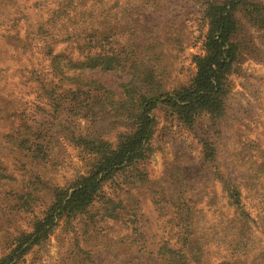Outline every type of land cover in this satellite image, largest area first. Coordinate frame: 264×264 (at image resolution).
I'll return each instance as SVG.
<instances>
[{"label":"trees","instance_id":"1","mask_svg":"<svg viewBox=\"0 0 264 264\" xmlns=\"http://www.w3.org/2000/svg\"><path fill=\"white\" fill-rule=\"evenodd\" d=\"M100 3L102 0H60L36 18L26 16L16 8L15 18L5 26L7 29L0 37V42L16 44L20 56L27 60L39 58L34 65L31 61L22 65L24 80L17 83V91L11 90L6 95L9 99L4 102L6 109L11 108L13 101L18 113H22L27 103L23 100L24 95L18 94L22 87L36 89V100L41 109L45 107L54 113L66 111L80 118H93L96 114L93 109L106 103L123 113H127L130 105L129 115L125 118L129 131L120 137L115 148L97 139L71 138L77 148L86 151L89 161L86 174L67 188L51 189L49 204L39 217L32 219L28 230L7 236L8 239L12 237L7 243V252L0 257V264H18L48 238L61 220L88 214L101 199L100 190L104 182L118 172L139 165L149 151L155 128L152 113L157 107L163 108L180 128L188 132L195 131L204 116L211 123L207 129L219 128L216 124L225 113L228 77L243 55L239 36L244 27L236 17L237 12H242L250 27L261 35L264 48V4L251 0H226L220 4L207 2L203 10L207 26L204 53L193 58L195 74L188 85L171 93L151 89L140 92L134 87L138 77L131 71L129 81L120 86V96L124 101L116 103L107 99V96L116 95L95 81L82 79L81 74L128 70L130 59H135L130 63V69H133L138 45H128V31L131 33L130 24L134 31L137 22L128 24L125 20L128 18L112 14L115 1L111 0L106 9L98 7ZM21 20H24L22 32L18 28ZM118 37L126 38L122 42ZM40 63L44 65L39 70ZM0 78L2 80L4 76L0 75ZM150 79L147 74L144 83L150 85ZM5 88L7 84L4 81L0 84V91ZM24 94L26 96V92ZM32 129L27 126L21 134L11 130L2 138L0 148L7 154L26 159L28 163L34 160L43 162L51 156L54 158L48 148L50 139H46V134L42 135L39 130ZM198 142L201 160L219 186V206L215 207L216 202H210L214 208H207L209 204L200 206L201 196L187 186L184 176L172 170L164 182L166 185L160 189L161 202L153 201L159 214L169 217V237L157 244L155 250H143L148 243L137 240L143 238V233L129 227L134 231L128 236L131 244L128 248L115 250L120 256L128 255L126 263L264 264V148L257 140L241 144L233 160L240 162L243 168L238 176L232 177L219 169L216 149L207 133ZM1 170L0 178H8ZM162 204H166V209ZM103 207V213L94 219L90 216L83 228L88 224L95 225L98 219L115 220L120 210L125 211L120 202L109 199L103 201ZM28 208L26 204L27 211ZM132 245L137 248L132 249ZM77 250L79 252L72 257L73 264H92L88 250L78 246Z\"/></svg>","mask_w":264,"mask_h":264},{"label":"rangeland","instance_id":"2","mask_svg":"<svg viewBox=\"0 0 264 264\" xmlns=\"http://www.w3.org/2000/svg\"><path fill=\"white\" fill-rule=\"evenodd\" d=\"M58 1L0 0V37L15 18L16 8L26 16L36 18L43 15L47 8H53ZM113 1L116 5L112 8V14L118 13V18H128L125 19L128 24L137 22L134 31L131 24V33L128 31V45H138L135 67L130 69V63L135 60L130 59L128 70L84 72L81 78L102 85L116 95L107 96V99L118 103L124 101L120 96V86L129 81L131 71L138 77L134 87L140 92L151 89L171 93L188 85L195 74L193 58L204 53L203 40L207 26L203 10L206 3L220 4L226 0ZM251 1L264 4V0ZM109 4L111 0H102L98 7L106 9ZM12 12L15 13L10 14ZM236 17L244 27L239 36L243 55L228 77L225 113L216 124L219 128L207 129L211 123L204 116L195 131L188 132L180 128L163 108L157 107L152 113L154 134L144 160L136 167L118 172L111 180L104 182L100 190L101 199L88 214H81L68 221L61 220L48 238L26 254L18 264H73L72 257L79 252L77 246L90 252L92 264H133L126 263L128 255L120 256L115 251L118 247L128 248L131 244L128 236L134 232L132 229L136 228L143 233V238L137 239L148 243L143 246V250H155L157 244L169 237V217L160 215L153 201L161 202L160 189L166 185L164 182L172 170L184 176L187 186L194 188L195 193L201 196L200 206L209 204L207 208H214L210 202H216L215 207L219 206V186L212 180L208 166L201 160L198 139L207 133L215 146L219 169L225 170L232 177L238 176L243 168L240 162L233 160L241 144L257 140L264 148V48L261 35L250 27L242 12H237ZM23 26L24 20H21L18 25L20 32ZM125 38L118 37V40L124 42ZM0 43V75L4 76L0 80L7 84V88L0 91V144L11 130L13 132L15 129L21 134L30 126L32 131L39 130L42 135L46 134V139H50L48 148L55 158L51 156L43 162L34 160L28 163L26 159L7 154L0 148V168L8 176L6 179L0 178L1 257L7 252L9 239L16 232L28 230L32 219L45 211L51 200V189L67 188L78 177L86 174L89 164L86 151L77 148L71 138L97 139L115 148L120 137L129 131L125 118L129 115L130 105L127 113H123L106 103L93 109L96 112L93 118H80L66 111L54 113L45 107L41 109L36 100V89L22 87V92L18 94L24 95L23 100L27 102L22 113H18L12 100L11 108L6 109L4 102L9 100L6 95L11 90L17 91V83L24 80L22 65L29 61L34 65L39 58L36 60L31 57L27 60L25 56H20L16 44L4 40ZM43 65L40 63L39 70ZM147 74L151 78L150 85L144 83ZM21 163L25 165L21 166ZM106 199L120 202L125 211L120 210L115 220L107 222L98 219L95 225L88 224L87 228H83L90 216L94 219L103 213V201ZM26 204L29 205L28 211ZM162 205L166 209V204ZM11 234L8 239L7 236ZM132 246V249L137 248L136 245ZM139 264L148 262L142 261Z\"/></svg>","mask_w":264,"mask_h":264}]
</instances>
